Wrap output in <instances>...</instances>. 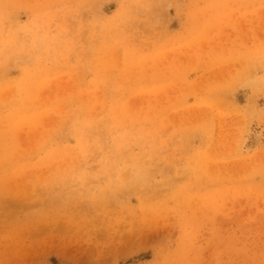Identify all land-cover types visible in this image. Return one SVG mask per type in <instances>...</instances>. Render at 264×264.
Segmentation results:
<instances>
[{
    "label": "rangeland",
    "instance_id": "obj_1",
    "mask_svg": "<svg viewBox=\"0 0 264 264\" xmlns=\"http://www.w3.org/2000/svg\"><path fill=\"white\" fill-rule=\"evenodd\" d=\"M0 264H264V0H0Z\"/></svg>",
    "mask_w": 264,
    "mask_h": 264
},
{
    "label": "bare ground",
    "instance_id": "obj_2",
    "mask_svg": "<svg viewBox=\"0 0 264 264\" xmlns=\"http://www.w3.org/2000/svg\"><path fill=\"white\" fill-rule=\"evenodd\" d=\"M251 131V130H250ZM253 131V130H252ZM259 131V130H258ZM263 132V131H262ZM260 133V132H259ZM260 137V134H255V135H249V137L247 138V141H246V150L251 148L252 146H255L258 139ZM259 142V141H258ZM258 146V145H257ZM244 147V146H243ZM244 148V149H245ZM253 148V147H252ZM245 150V151H246Z\"/></svg>",
    "mask_w": 264,
    "mask_h": 264
}]
</instances>
